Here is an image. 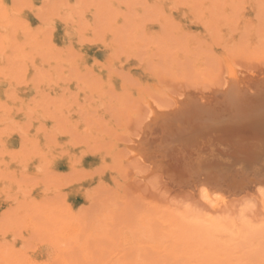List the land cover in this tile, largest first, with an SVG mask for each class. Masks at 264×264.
I'll use <instances>...</instances> for the list:
<instances>
[{
    "label": "rangeland",
    "instance_id": "obj_1",
    "mask_svg": "<svg viewBox=\"0 0 264 264\" xmlns=\"http://www.w3.org/2000/svg\"><path fill=\"white\" fill-rule=\"evenodd\" d=\"M143 1L12 0L18 12L14 10L17 15L14 16L16 20L13 22L12 29L14 32L12 34L17 32L19 28L18 34L22 35L24 39V48L28 45L29 48H32L30 49L31 53L33 52L28 57L26 67L22 66L17 60L13 61L12 69L16 71L14 73L17 74L19 70V75L22 74L18 81L21 83L22 80L24 85L25 80L29 84L26 88V86L18 83L24 87L21 86L24 91L23 94L26 95H24L25 98L24 96L20 98L14 93L16 95L13 96L15 98L14 105H19L18 108L15 107L18 114H25V123L27 119L30 122L33 121L31 123L27 122V127L24 126L25 129L22 128L24 129L20 133L22 138L18 133L11 132L13 135L9 133L11 137L9 136L8 146L13 150H19L24 144L23 141L28 146L30 136H33L35 132L39 133L42 140L48 143V146H46L47 156H44L47 151L37 156H41L43 159L46 158L43 160L42 166L39 165L40 168L38 169L32 164L29 165L26 173H24L25 171L21 173L22 180L25 178L29 182L25 181L28 188L27 184L24 187L21 183L24 182L21 180V176L16 178L19 179V183L17 180L15 181L20 188H18V192L23 190L29 193V195L25 192V194L21 193L23 196L26 197L27 195V198H33L34 201L40 200L41 205L44 207L50 203L49 205H54L53 207L56 208L60 207L59 210L64 211L51 234L48 232V235L44 230L39 235L34 234L28 240L29 245L26 255L19 259L17 264H131V262L137 264L135 263L136 259H134V257L136 258V250L141 251L142 249L146 254H149V257L147 256V259H150L149 264H264V229L252 234L253 237L244 238L242 242L243 238L239 239L237 237L236 240V237L234 238L232 235L218 229L200 227L192 222H189L192 223L189 224L187 222L189 220L184 217L179 209L182 202L179 198L183 200L184 195L189 194V187L184 183L185 178L189 179L188 177L193 171L195 174L197 169L202 170V165L204 167L206 163L215 160L212 156L213 154L216 156V153L208 151L209 153L206 152V155L202 153L200 154L201 157L199 155L196 157L195 154L201 152H195L189 146L192 150L190 151L187 146L188 148L185 149L188 153L186 150L183 151H186L188 157L185 152L179 149V145L174 144L176 149L172 147V142L170 143L171 146L169 145V148L172 147V152L168 148L171 152L169 153L174 157L177 156H175L177 153L180 158H171L169 154L168 157L166 155L168 153L167 148L160 150L161 155H159L160 151L157 150V146L161 149L160 145L164 142L163 136L167 134L158 123L167 114L172 115L176 111L178 112V100L181 101L188 98V96L192 99L193 97H207L203 101L208 103L209 101H206L209 99L208 96L211 97V93H214V98V95L216 96L214 91L217 94L222 90L224 91L223 87H227L233 81L234 76L239 77V79L248 78L246 81L250 85L249 87L252 86L251 88L261 82V84L264 83V54L249 55L250 50L246 47L248 44H244V41L246 43V40L250 38L249 32L251 31L253 32H251L253 40L261 38L262 35L264 36V32H262L264 31V0H215L216 2L210 0L212 3L209 0ZM202 3H204V6ZM213 3L219 5H216V8L213 9ZM193 5L194 7L191 8ZM259 6L260 9L258 10ZM209 10L210 12H208ZM213 10H215L214 13ZM64 17H67V21H64ZM208 17L211 21L208 20ZM222 22H228L226 24H231V26H223L225 24ZM249 22L255 27L249 26V28H246L247 24L244 25L245 23L250 24ZM231 37L236 41L245 38L242 45H245L247 50L243 49L245 47L241 48L243 51L238 52L240 56L235 54L236 49L232 50L223 44L226 38L233 40ZM214 39L217 40L213 42ZM199 44L202 47L198 52V49H200ZM244 51L246 57L249 55L247 59ZM58 54L59 56H57ZM35 55L41 57L44 61L42 64L46 65L40 67L35 65ZM51 59L53 60L51 61ZM67 60H69V63ZM95 61L98 62L95 63ZM58 71L59 73H57ZM111 73L113 74L111 75ZM16 74L14 77L17 79L18 75L16 76ZM40 74H44V76H40ZM57 75L60 76L57 77ZM40 77H42V80ZM84 77L86 81L83 80ZM38 84L39 88H37ZM101 89L102 91H100ZM242 89V91H248L247 86L242 87ZM256 92L257 90L252 89L249 93L256 94ZM34 97L36 101L33 100ZM30 100L38 105L37 109L35 106L33 108L37 113L31 110L28 112L34 105ZM94 101L95 103H93ZM185 101H189V99ZM185 101L184 103H186ZM112 106L115 108L113 109ZM185 106H187V103ZM173 107H176V111ZM15 108L13 107L12 110L17 112ZM20 108L23 111H20ZM92 109L93 111H91ZM155 110L156 112H154ZM32 112L34 113V115H31L33 118H29L28 116ZM27 113L30 114L27 116ZM154 113L161 115V118L158 116L161 119L160 121ZM157 120L158 123L152 124ZM162 126L164 127V125ZM37 129L40 130L36 131ZM50 130L53 134L50 137L51 139L48 138V135L51 134ZM43 131L50 134L47 135ZM161 132L162 134H160ZM25 133L26 135H24ZM88 133H90L91 138L86 136ZM94 136L100 139H92ZM160 138H163V140ZM22 139L24 140L22 141ZM146 141L147 143H145ZM149 143L151 144L149 145L150 150L149 148L144 150L145 144ZM27 146L23 148L26 149ZM52 147H57V149ZM191 155L193 159L202 158V160L192 161ZM182 156L185 159H182ZM186 158L187 160L192 159V163L189 161L188 164ZM78 159H81V161L76 162ZM174 159L177 161L175 162ZM203 159L205 165L200 164ZM157 162L159 164L160 162L165 163L159 166ZM195 162L196 164H193ZM178 163L184 164L183 167ZM191 166L196 167L192 168ZM188 167L196 169L192 171L190 168V173L187 171L190 174L189 176L185 172ZM181 168L185 171L180 170ZM234 168L232 167L231 170V168L221 167L223 169L221 172L220 169H212L211 167L204 169V172L202 170V172L207 173L206 170H208V173L210 171H212L211 173L221 172L224 177H234L232 180L227 179L230 180L229 182L244 180L245 171L240 167ZM214 169L215 171H213ZM233 169L235 173H231ZM47 170L50 175L54 176H50ZM40 171L41 175H38L37 173H40ZM90 171L92 174L90 173L91 176L87 179ZM225 171L231 174H226ZM44 172L46 175H44ZM23 174L31 177L27 178ZM184 174H186L185 177ZM194 174L191 176L194 177ZM92 175L94 176L93 179H91ZM238 175L240 176L238 177ZM40 178H42V181ZM28 179H32V181L36 179V183L33 182L34 185L33 183L31 185ZM45 179L47 183H50L52 189L49 188V191L51 192H46L48 188ZM261 179H264V177ZM7 181L12 183V176L8 177ZM37 181H39V184H37ZM48 197H51V199L48 200L49 203L47 202V204ZM6 198L0 199V215L4 210V216H8L6 215L8 212H5V210L12 203L11 195L7 198L10 201ZM172 218L176 221H173ZM5 220L7 219H4L3 222H6ZM3 222L1 224L6 225L9 221ZM144 225L148 227L152 238L153 245L150 248L143 246L144 244L140 242L137 234L135 242L133 239L134 228L137 227L138 229L139 226ZM196 226H199L201 230L197 229ZM254 237L256 240L253 239ZM53 240L59 242L66 240L65 243L60 244L66 250L58 252L56 248L51 247L50 242ZM66 243L69 245L68 247L64 246ZM133 243L136 244L133 245ZM130 244L132 247L137 245V249L130 251V249L134 250ZM138 246H141V249Z\"/></svg>",
    "mask_w": 264,
    "mask_h": 264
},
{
    "label": "bare ground",
    "instance_id": "obj_2",
    "mask_svg": "<svg viewBox=\"0 0 264 264\" xmlns=\"http://www.w3.org/2000/svg\"><path fill=\"white\" fill-rule=\"evenodd\" d=\"M31 1V0H30ZM139 1V0H138ZM143 1V0H142ZM157 1V0H156ZM177 1V0H176ZM192 1V0H191ZM208 1V0H207ZM210 1V0H209ZM215 1V0H213ZM230 1V0H229ZM246 1V0H245ZM29 2V1H28ZM169 2V1H168ZM174 2V1H173ZM185 2V1H184ZM206 2V1H205ZM211 2V1H210ZM216 2V1H215ZM144 3V1H143ZM156 3V2H155ZM176 3V2H175ZM182 3V2H181ZM193 3V2H192ZM197 3V2H196ZM207 3V2H206ZM212 3V2H211ZM235 3V2H233ZM240 3V2H239ZM242 3V2H241ZM26 4V3H25ZM120 4V3H119ZM157 4V3H156ZM204 3H202L203 5ZM214 8H216V5H219L218 3H213ZM211 4V5H213ZM226 4V2H225ZM230 4V3H229ZM32 5V4H31ZM123 5V4H122ZM209 5V4H208ZM260 5V4H259ZM119 6V5H118ZM173 6V5H172ZM204 6V5H203ZM21 7V6H20ZM29 7V6H28ZM194 7L191 6V8ZM197 7V6H196ZM195 7V8H196ZM200 7V6H199ZM223 7V6H222ZM233 7V6H231ZM240 7V6H239ZM25 8V7H24ZM31 8V7H30ZM120 8V6H119ZM129 8V7H128ZM211 8V7H209ZM194 9V8H193ZM200 9V8H199ZM212 9V8H211ZM260 9V6L258 8V10ZM17 9H15L12 0H0V199L2 198H9L11 195V199H12V203L11 205L5 210V212H8V216H4L5 213H1L0 215V264H17V261L19 259H21L24 255H26V251H27V247H28V240L34 235V234H40L42 231L45 230V232L48 234H51L54 229V226L60 221V217L62 216V212L60 209V207L57 209L56 207H53L52 205H49V201L51 199V197H48L46 203L49 205H45L42 206L41 205V201L40 200H35L32 198H27V195H29V193H27V191H19L18 192V188L19 186L16 184L17 182L15 180H19L16 178H19L21 176V173L24 172L26 173L27 168L29 167V165H35V167L38 169L40 168L39 165L42 164L43 160L46 158H42L37 157L39 154H44L45 152L47 156L48 150L47 147L48 143L42 140V137L39 135V133H34L33 136H30V140H29V144L28 146L25 144V141H23L24 139H22L23 141V145L22 147H20V149L22 150H13L8 146L9 143V133H18L20 135V138H22V135L20 134L22 130L25 129L24 126H26L28 121L25 123L24 122V118H25V114H18V110L15 107H19L14 105L15 103V98L13 97L15 94H17L20 98L26 94H23V86H26V88L28 87L26 83V81L24 80V85H23V81L21 80L18 81L19 77L22 75H19L20 72L18 70L17 74L14 73L16 71H14L12 69L13 66V61L17 60L22 66L24 65H28V57H30V53L32 49L31 47L29 48V46L27 45L24 48V39L22 37V35L18 34L19 32V28L18 31L15 32L16 35L12 34L13 31V26L15 22V18L14 16H16L17 14L15 13V11ZM188 10V9H187ZM196 10V9H195ZM65 11V9H64ZM63 11V12H64ZM128 11V10H127ZM191 11V10H190ZM215 10H213L214 13ZM217 11H219L217 9ZM17 12V11H16ZM62 12V11H61ZM193 12V11H192ZM195 12V11H194ZM210 12V10L208 11ZM230 12V11H229ZM18 13V12H17ZM196 13V12H195ZM225 13V12H224ZM232 13V11H231ZM65 15V12L63 13ZM189 14V13H188ZM212 14V13H210ZM221 14V13H220ZM230 14V13H229ZM233 14V13H232ZM263 14V13H262ZM209 15V14H208ZM224 15V14H223ZM219 16V14H218ZM233 16V15H232ZM260 16V15H259ZM214 17V16H213ZM220 17V16H219ZM14 18V19H13ZM67 18V17H66ZM64 17V21H67ZM74 18V17H73ZM204 18V17H203ZM215 18V17H214ZM222 18V17H221ZM220 18V19H221ZM263 18V16H262ZM66 19V20H65ZM194 19V18H193ZM14 20V21H13ZM53 20V19H52ZM74 20V19H73ZM195 20V19H194ZM207 20V19H206ZM208 20L209 17H208ZM207 20V21H208ZM222 20V19H221ZM224 20V19H223ZM230 20V19H229ZM261 20V19H260ZM18 21V19H17ZM63 21V22H64ZM87 21V20H86ZM206 21V22H207ZM211 21V20H210ZM226 21V20H225ZM20 22V21H19ZM197 22V21H196ZM199 22V21H198ZM209 22V21H208ZM207 22V23H208ZM217 22H219L217 20ZM252 22V21H250ZM249 22V23H250ZM221 23V22H220ZM225 25L223 26H227L228 22H222ZM230 23V22H229ZM257 23V22H256ZM50 24V23H49ZM53 24V23H52ZM51 24V25H52ZM247 24V26H246ZM261 24V23H260ZM209 25V23H208ZM211 25V24H210ZM257 25V24H256ZM50 26V25H49ZM222 26V25H221ZM228 26H231L228 25ZM246 28H249V26H252L251 23H245ZM258 26V25H257ZM67 27V26H66ZM211 27V26H210ZM213 27V26H212ZM253 28L255 26H252ZM208 28V27H207ZM231 28V27H230ZM243 28V26H242ZM251 28V27H250ZM233 29V28H232ZM229 29V30H232ZM241 29V28H240ZM213 30V29H212ZM244 30V29H243ZM248 30V29H247ZM252 30V29H251ZM254 30V29H253ZM225 31V30H224ZM236 31V30H235ZM246 31V30H244ZM242 31V32H244ZM250 31V30H249ZM247 31V32H249ZM231 32V31H229ZM234 32V31H233ZM232 32V33H233ZM252 32V31H251ZM250 33V38L253 40V38L251 37L252 34ZM255 32V31H254ZM264 32V31H262ZM228 33V31H227ZM253 33V32H252ZM261 33V32H259ZM214 34V33H213ZM263 34V33H262ZM261 34V35H262ZM211 35V33H210ZM223 35V34H222ZM225 35V33H224ZM229 35V34H228ZM247 35V34H246ZM245 35V36H246ZM256 35V34H255ZM260 35V34H259ZM257 35V36H259ZM217 36V35H216ZM218 37V36H217ZM243 37V36H241ZM263 37V38H262ZM171 38V37H170ZM214 38V37H213ZM225 38V37H224ZM229 38V37H228ZM233 38V37H231ZM230 38V39H231ZM248 38V37H246ZM248 38L246 40L245 43V38H243L244 40H242V38H240L238 41H236L234 38L233 40H228L227 38L224 40L223 44L226 45V47L231 48L232 50L236 49L237 52L235 54H239L238 52H242L243 49L246 51L248 47L249 48V55H259V54H264V36L262 35L261 38L259 39H254L253 41H250L251 39ZM258 38V37H256ZM95 40V39H94ZM217 40V39H216ZM215 39L212 40L213 42L216 41ZM82 41V40H81ZM80 41V42H81ZM219 41V40H218ZM221 41V40H220ZM244 41V44H248L246 47L245 45H242ZM204 42V41H203ZM24 43V44H23ZM212 43V42H211ZM23 44V46H21ZM52 44V43H51ZM150 44V43H149ZM220 44V43H219ZM218 44V45H219ZM82 45V44H81ZM201 44H199V48L198 52L201 50L200 47ZM217 45V43H216ZM69 46V45H68ZM208 46V45H206ZM56 47V46H55ZM189 47V46H188ZM245 47V48H243ZM68 48V47H67ZM71 48V47H70ZM152 48V47H151ZM241 48H243L241 50ZM223 49V48H222ZM41 50V49H40ZM67 50V49H66ZM72 50V49H71ZM39 51V50H38ZM44 51V50H43ZM197 51V50H196ZM244 51V54H245ZM49 52V51H48ZM212 52V51H211ZM33 53V52H32ZM31 53V54H32ZM42 53V52H41ZM114 53V52H113ZM192 53V52H191ZM228 53V52H227ZM248 53V52H246ZM38 54V53H36ZM49 54V53H48ZM139 54V53H138ZM190 54V53H189ZM244 54H243V58H244ZM120 55V54H119ZM229 55H231L229 53ZM248 55V57H249ZM252 55V56H253ZM59 56V54L57 55ZM112 56V55H111ZM233 56V53H232ZM238 56V55H236ZM240 56V54H239ZM43 57V56H42ZM130 57V56H129ZM162 57V56H161ZM186 57V56H185ZM223 57V56H222ZM242 57V56H241ZM240 57V58H241ZM248 57H246L245 54V58L247 59ZM255 57V56H254ZM262 57V56H261ZM264 57V56H263ZM56 58V57H55ZM54 58V60H55ZM70 58V57H69ZM107 58V57H106ZM110 58V57H109ZM167 58V57H166ZM227 58V57H226ZM244 58V59H245ZM253 58V57H252ZM73 59V58H70ZM81 59V57H80ZM238 59V58H237ZM255 59V58H254ZM252 59V60H254ZM256 59H258V57H256ZM53 59H51L52 61ZM63 60V59H61ZM66 60V59H65ZM76 60V59H75ZM74 60V61H75ZM191 60V59H190ZM228 60V59H227ZM233 60V59H232ZM251 60V58H250ZM16 61V62H17ZM57 61V59L55 60ZM53 61V62H55ZM69 63V60H67ZM113 61V60H112ZM127 61V60H126ZM164 61V60H163ZM249 61V60H248ZM44 61H42V58L38 57V55H35L34 57V64L37 65L38 67H40L41 65H46V64H42ZM98 61H95V63ZM119 62V61H117ZM15 63V62H14ZM18 63V64H19ZM52 63V62H51ZM72 63V62H71ZM100 63V62H99ZM121 63V62H120ZM162 63V62H161ZM193 63V62H192ZM76 64V63H75ZM98 64V63H97ZM178 64V63H177ZM32 65V64H31ZM69 65V64H67ZM74 65V64H73ZM34 66V65H32ZM58 66V64H57ZM101 66V65H100ZM122 66V65H121ZM160 66V65H158ZM15 67V66H14ZM26 67V66H25ZM59 67V66H58ZM110 67V65H109ZM113 67V66H111ZM155 67V66H154ZM231 67V66H230ZM21 68V67H20ZM42 68V67H41ZM56 68V67H55ZM232 68V67H231ZM61 69V67H60ZM78 69V68H77ZM112 69V68H110ZM233 69V68H232ZM89 70V69H88ZM102 70V69H100ZM57 71V70H56ZM48 72V71H47ZM74 72V71H73ZM118 72V71H117ZM123 72V71H122ZM207 72V71H206ZM235 72V71H234ZM22 73V71H21ZM46 73V72H45ZM59 73V71L57 72ZM81 73V72H80ZM121 73V71H120ZM152 73V72H151ZM210 73V72H209ZM230 73V71H229ZM258 73V72H257ZM16 74L17 79L14 77ZM25 74V73H24ZM70 75V73H68ZM88 74V73H87ZM92 74V73H91ZM113 73H111L112 75ZM115 74V73H114ZM117 74V73H116ZM156 74V73H155ZM231 74V73H230ZM237 74V73H236ZM262 74V73H261ZM48 75V74H47ZM74 75V74H73ZM125 75V74H124ZM207 75V74H206ZM257 75V74H256ZM39 76V75H38ZM37 76V77H38ZM40 76H44L40 74ZM55 76V75H54ZM60 75H57V77ZM116 76V75H115ZM114 76V77H115ZM122 76V75H121ZM187 76V75H186ZM238 76V75H237ZM22 77V76H21ZM75 77V75H74ZM83 77V76H82ZM118 77V76H117ZM130 77V76H129ZM232 77V76H231ZM15 78V79H14ZM35 78V77H34ZM42 80V77H40ZM53 78V77H52ZM67 78V77H66ZM76 78V77H75ZM92 78V77H91ZM120 78V76H119ZM257 78V77H256ZM39 79V78H38ZM97 79V78H96ZM94 79V80H96ZM99 79V78H98ZM208 79V78H207ZM246 79L248 78H240L234 76V79H232L233 81L230 82L229 80V84L227 87H223L225 90L222 92H219L217 94L216 91H214L216 93V96L214 95L213 98V94L211 93V97L208 96V98L211 100H206L209 101L204 102V98L203 97H193V99L189 96L188 98H186L187 100L189 99V101H185L186 99H183L181 101H177L178 103V112L176 111V107H173L176 111V113H173L175 111H171L173 114L172 115H166V116H162L163 119L161 120V115L159 116L158 114L154 113L157 115V117L159 118L158 120L160 121V123H158L159 121L157 120L156 122H152V124H156L158 123L159 125H161L160 127H162V130H165L167 133L166 135L164 134L163 138H164V142L163 144L160 145L161 149L157 146V150L160 151L162 150V148H167V156L169 157L170 153L172 152V147H174V144L179 145V149L180 150H186L185 148H188L189 146L194 149V151L196 152H201V153H194L196 157H198L197 155L200 156V154L204 153V155H206L205 153L208 151H211L213 153H216V156H214L213 154V158H215V160L206 163V165L204 164V158L203 162L200 164H204L205 166L203 167V165L201 166V169L203 170V172L205 171L204 169H208V168H218V170L220 169V171L222 172L223 169H221V167L224 168H231L232 167H240V169L244 170L246 175H244L245 179L242 181H238V182H229L227 179H231L234 177H229L228 178L225 176H223L224 174L219 172V173H211L212 171H210V173H208V170H206L207 173H203L202 170H198L195 171V174L193 173V170L196 169H192L195 167H188V169L185 171V169L181 168L180 170H184L187 174V176H189L190 174L187 173V171L190 173V168L193 171L191 175L194 174V177L190 175V177H188L189 179L185 178L186 180H184V183L187 184L188 191L189 194L184 195V199L182 200V198H179L180 201H182L180 203V207L179 209L181 210L182 214L184 215V217L186 219H188L189 222L192 223H196L195 225H199L200 227L204 226L210 229L214 228V229H218L221 232H225L227 234L232 235L234 238L236 237V240L239 238H243V240H241L242 242L244 241V238L246 239V237L248 236H252V234L257 233L259 230L264 229V179H261L262 177H264V83L261 84H254L255 87L251 88L249 87L250 85L248 84V82L246 81ZM32 80V79H31ZM36 80V78H35ZM39 79V81H41ZM77 80V79H76ZM83 80H85V77L83 78ZM82 80V82H83ZM124 80V79H123ZM162 80V79H161ZM44 81V80H43ZM57 81V80H56ZM70 81V80H69ZM72 81V80H71ZM86 81V80H85ZM103 81V80H102ZM209 81V80H208ZM250 82V80H248ZM37 82V80H36ZM42 82V81H41ZM78 82V81H77ZM89 82V81H88ZM101 82V80H100ZM137 82V81H136ZM22 84V88L20 86V84ZM33 83V82H32ZM70 83V82H69ZM138 83V82H137ZM147 83V82H146ZM227 83V82H226ZM26 84V85H25ZM44 84V82H43ZM55 84V83H54ZM53 84V85H54ZM65 84V83H64ZM78 84V83H77ZM87 84V83H86ZM91 84V83H90ZM89 84V85H90ZM109 84V83H108ZM123 84V83H122ZM128 84V83H127ZM34 85V84H33ZM94 85V84H93ZM101 85V83H100ZM110 85V84H109ZM113 85V84H112ZM124 85V84H123ZM122 85V86H123ZM131 85V84H129ZM160 85V84H159ZM158 85V86H159ZM252 85V84H251ZM58 86V85H57ZM86 86V85H85ZM99 86V85H98ZM154 86V85H153ZM223 86V85H222ZM247 86L248 87V91H242V87ZM34 87V86H33ZM134 87V86H133ZM155 87V86H154ZM161 87V86H160ZM39 88V84L38 87ZM79 88V87H78ZM81 88V87H80ZM88 88V87H86ZM92 88V87H91ZM101 88V87H98ZM122 88V87H121ZM125 88V87H124ZM147 88V87H146ZM49 89V88H48ZM85 89V88H84ZM96 89V87H95ZM129 89V88H128ZM134 89V88H133ZM137 89V88H136ZM252 89L257 90L256 94H252L249 93ZM38 90V89H37ZM123 90V89H122ZM125 90V89H124ZM138 90V89H137ZM91 91V90H90ZM94 91V90H93ZM102 91V89L100 90ZM107 91V90H106ZM219 91V90H217ZM89 92V90H88ZM15 93V94H14ZM22 93V94H20ZM84 93V92H83ZM104 94V92H102ZM255 93V92H254ZM37 94V93H36ZM71 94H73L71 92ZM122 94V93H121ZM49 95V93H48ZM75 95V94H74ZM102 95V94H101ZM100 95V96H101ZM129 95V94H128ZM187 95V94H186ZM208 95V94H207ZM16 96V95H15ZM36 97V95H34ZM38 96V95H37ZM46 96V95H45ZM91 96V95H90ZM93 96V95H92ZM107 96V94H106ZM120 96V95H119ZM123 96V95H121ZM120 96V97H121ZM196 96V95H195ZM35 97L33 100H35ZM49 97L51 98V96L49 95ZM77 97V96H76ZM87 97V96H86ZM94 97V96H93ZM102 97V96H101ZM116 98L118 97L117 95L115 96ZM124 97V96H123ZM14 98V99H13ZM25 98V96H24ZM49 98V99H50ZM91 98V97H89ZM213 98V99H212ZM87 99V98H86ZM95 99V98H94ZM101 99V98H100ZM99 99V100H100ZM207 99V97L205 98ZM14 100V101H13ZM17 100V99H16ZM22 100V99H21ZM24 100V99H23ZM31 101V103H36L34 101ZM90 100V99H89ZM29 101V102H30ZM36 101V100H35ZM47 101V100H46ZM62 101V100H61ZM76 101V100H75ZM120 101V100H119ZM132 101V100H131ZM149 101V100H148ZM184 101L187 103V106H185L186 103H184ZM24 102V101H23ZM27 102L28 104H31ZM43 102V101H42ZM63 102V101H62ZM89 102V101H88ZM51 103V102H50ZM74 103V102H73ZM86 103V102H85ZM95 103V101L93 102ZM182 103V104H180ZM45 104V103H43ZM49 104V103H48ZM116 104V103H115ZM119 104V103H118ZM174 104V103H173ZM184 104V106H183ZM67 105V104H66ZM65 105V106H66ZM106 105V104H105ZM181 105V107H180ZM35 106L38 107L37 104H34L33 107H29L31 109L28 110V112L34 111L36 112L35 109H33ZM69 106V105H68ZM76 106V105H74ZM79 106V105H78ZM86 106V105H85ZM89 106V105H88ZM92 106V105H91ZM115 106V105H114ZM124 106V105H123ZM175 106V105H174ZM13 107L16 109L17 112L13 111ZM41 107V106H40ZM90 107V106H89ZM108 107V106H106ZM113 107V106H112ZM121 107V105H120ZM184 107V108H183ZM23 108H25L23 106ZM28 108V107H27ZM77 108V107H76ZM79 108V107H78ZM109 108V107H108ZM115 107H113L114 109ZM14 109V110H15ZM22 108H20V111ZM37 109V108H36ZM68 109V108H66ZM181 109V110H179ZM12 110V111H11ZM96 110V109H95ZM98 110V109H97ZM19 111V112H20ZM84 111V110H83ZM93 111V109L91 110ZM123 111V110H122ZM158 111V110H157ZM81 112V111H80ZM156 112V110L154 111ZM159 112V111H158ZM165 112V111H164ZM163 112V113H164ZM21 113V112H20ZM37 113V112H36ZM68 113V112H67ZM162 113V114H163ZM170 113V112H169ZM30 113H27L26 115L28 116ZM83 114V113H82ZM123 114V113H121ZM165 114V113H164ZM34 113L32 112L28 117L29 118H33ZM60 115V114H59ZM68 115V114H67ZM118 115V114H117ZM156 115H154L156 117ZM26 116V117H27ZM38 116V115H37ZM36 116V117H37ZM93 116V115H92ZM122 116V115H121ZM86 117V115H85ZM100 117V116H99ZM105 117V116H104ZM64 119V118H63ZM154 120V118H152ZM157 119V118H156ZM155 119V120H156ZM36 120V119H35ZM39 120V119H38ZM66 120V119H65ZM33 120H31L32 122ZM54 121V120H53ZM93 121V119H92ZM91 121V123H92ZM101 121V120H100ZM22 126V124H24ZM30 122V123H31ZM35 122V121H34ZM37 122V121H36ZM56 122V121H55ZM61 123V122H60ZM75 123V121H74ZM94 124V123H93ZM151 124V123H150ZM151 124V125H152ZM67 125V124H66ZM88 125V124H87ZM150 125V126H151ZM157 125V126H159ZM164 125V127L162 126ZM32 126V125H31ZM59 126V125H58ZM100 126V125H99ZM102 126V125H101ZM148 126V127H150ZM27 127V126H26ZM41 127V126H40ZM55 127V125H54ZM86 127V126H85ZM91 127V125H90ZM159 127V128H160ZM24 128V129H22ZM45 128V127H44ZM43 128V129H44ZM96 128V127H95ZM151 128V127H150ZM42 129V130H43ZM94 129V128H93ZM161 129V128H160ZM40 129H37L36 131H38ZM45 130V129H44ZM55 130V129H54ZM88 130V128H87ZM161 130V131H162ZM26 131V130H25ZM51 131V130H50ZM65 131V130H64ZM76 131V130H73ZM151 131V129H150ZM23 132V131H22ZM41 132V131H40ZM44 132V131H43ZM84 132V131H83ZM95 132V131H93ZM164 132V131H163ZM11 133V134H12ZM47 134V132H44ZM51 133V134H50ZM48 133L50 134V136L48 135V138L51 137L52 131ZM74 133V132H73ZM150 133V132H149ZM148 133V134H149ZM153 133V132H152ZM29 134V132H28ZM147 134V132H146ZM162 134V132L160 133ZM13 135V134H12ZM26 135V133L24 134ZM45 135V134H44ZM58 135V134H57ZM90 133H88L86 136H89ZM92 135V134H91ZM150 135V134H149ZM159 136V134H157ZM46 136V135H45ZM93 136V135H92ZM161 136V135H160ZM11 137V136H10ZM73 137V136H72ZM144 137V135H143ZM152 137H154V135H152ZM151 137V138H152ZM156 137V136H155ZM25 138V137H24ZM47 138V137H45ZM56 138V137H55ZM95 136L92 138L94 139ZM148 138V139H151ZM163 138H160L163 140ZM51 139V138H50ZM95 139H100L99 137L96 136ZM147 139V140H148ZM157 139H159L157 137ZM28 140V138H27ZM48 140V139H47ZM46 140V141H47ZM54 140V139H53ZM56 140V139H55ZM70 140V139H68ZM72 140V139H71ZM30 141H32V143H30ZM36 143H33V142ZM51 141V140H50ZM149 142L151 140H148ZM245 141V142H244ZM49 142V141H48ZM54 142V141H53ZM152 142V141H151ZM172 142V147L169 148L171 145L170 143ZM26 143H28L26 141ZM52 143V142H51ZM69 143V142H68ZM141 143V142H140ZM147 143V141L145 142ZM153 143V142H152ZM158 143V142H157ZM83 144V143H82ZM143 144V143H142ZM52 145V144H51ZM55 145V144H54ZM150 143L149 144H145V148L144 150H147L149 148L150 150ZM170 145V146H169ZM26 147L23 148V147ZM53 146V145H52ZM60 146V145H59ZM188 146V147H187ZM64 147V146H63ZM74 147V146H73ZM76 147V146H75ZM155 147V146H154ZM177 147V150H178ZM189 147V150L191 149ZM54 148V147H52ZM60 148V147H59ZM168 148L171 150V152L168 150ZM175 148V147H174ZM54 149H57V147H55ZM62 149V147H61ZM176 149V148H175ZM198 149V150H197ZM50 150V149H49ZM63 150V149H62ZM178 150V152L180 151ZM88 151V150H87ZM152 151V150H151ZM165 151V150H163ZM175 151V150H174ZM187 151V150H186ZM186 151H183L186 153ZM192 151V150H190ZM63 152V151H62ZM149 152V151H148ZM170 152V153H169ZM60 153V152H59ZM69 153V152H68ZM150 153V152H149ZM159 153V152H158ZM157 153V154H158ZM180 153V152H179ZM185 153H183V155L185 156ZM188 153V151H187ZM186 153V156H188V154ZM193 153V152H192ZM209 153V152H208ZM52 154V153H51ZM63 154V153H62ZM67 154V153H66ZM153 154V152H152ZM165 154V152H164ZM169 154V155H168ZM173 154V153H172ZM193 154V155H194ZM211 154V153H210ZM83 155V154H81ZM155 155V154H154ZM161 155V151L160 154ZM158 155V156H159ZM165 155V156H166ZM177 155V156H176ZM166 156V157H167ZM171 156V155H170ZM175 156L177 158H180L179 154H175ZM179 156V157H178ZM185 156V157H186ZM54 157V156H53ZM75 157V156H74ZM81 157V156H80ZM156 157V155H155ZM165 157V158H166ZM174 155L171 156V158H175ZM189 157V156H188ZM192 157V155L190 156V158ZM195 157V158H196ZM201 157V156H200ZM210 157V156H209ZM217 157V159H216ZM160 158V157H159ZM162 158V157H161ZM160 158V159H161ZM164 158V155H163ZM182 159L184 158L183 156L181 157ZM186 160L192 163V161H198L196 159H193L192 157V161L190 160ZM75 159V158H74ZM157 159V158H156ZM155 159V160H156ZM168 159V158H167ZM174 159V161H175ZM179 159V160H182ZM185 159V158H184ZM159 160V159H157ZM199 160H202V158H200ZM207 160V159H206ZM75 161V160H74ZM81 159L76 162H80ZM173 161V160H172ZM173 161V162H174ZM177 161V160H176ZM175 161V162H176ZM185 161V160H184ZM208 161V160H207ZM45 162V161H44ZM166 162V161H165ZM163 162V163H165ZM181 162V161H180ZM51 163V162H50ZM158 163V162H157ZM160 162V164H163ZM184 163V162H183ZM199 163V162H198ZM45 164V163H44ZM43 164V165H44ZM75 164V162H74ZM74 164H72L74 166ZM159 164V163H158ZM159 164V166H160ZM193 164H196L193 163ZM46 165V164H45ZM164 165V164H163ZM167 165V162H166ZM178 165L182 166L184 164H180L178 163ZM42 166V165H41ZM169 166V165H168ZM190 166V165H188ZM200 166V165H199ZM185 167V166H184ZM198 167V166H197ZM207 167V168H206ZM47 168V167H46ZM162 168H164V166H162ZM180 168V167H179ZM199 168V167H198ZM234 168V169H236ZM36 169V170H38ZM215 169L213 171H215ZM233 169V172L231 170V173H235ZM43 170V169H42ZM77 170V169H76ZM75 170V171H76ZM211 170V169H210ZM44 171V170H43ZM42 171V172H43ZM48 171V170H47ZM38 172V171H37ZM52 172V171H51ZM88 172V171H87ZM182 172V173H185ZM240 172V170H239ZM49 173V171H48ZM91 171L89 172V175L87 177V179L91 176L90 175ZM221 173V174H220ZM225 173L227 174L228 172L225 171ZM228 173V174H231ZM238 173V171H237ZM38 175H41V171L40 173H37ZM53 174V173H52ZM56 174V173H54ZM92 174V173H91ZM184 174V177L185 175ZM223 174V175H222ZM25 174H23L24 176ZM44 175L45 172H44ZM50 175V173H49ZM182 175V174H181ZM242 175V173H241ZM12 176V183L8 180V177ZM27 178L31 177L28 175ZM52 176V175H50ZM54 176V175H53ZM52 176V177H53ZM93 176V175H92ZM179 177H181L180 175H178ZM236 176V175H235ZM240 175H238L239 177ZM33 177V176H32ZM57 178V176H55ZM183 177V175H182ZM236 177V178H238ZM14 178V179H13ZM22 180V176L20 177ZM24 178V177H23ZM37 178V177H36ZM45 178V177H44ZM85 178V177H84ZM94 176L91 178L93 179ZM243 179V175L241 177ZM48 179V178H47ZM55 179V178H54ZM53 179V180H54ZM99 179V178H98ZM182 179V178H181ZM239 179V178H238ZM14 180V181H13ZM32 185L34 181H32V179H28ZM40 180L42 181V178H40ZM58 180V179H57ZM83 180V179H82ZM234 180V179H233ZM236 180V179H235ZM234 180V181H235ZM22 181H26L25 178ZM32 181V182H31ZM44 181V180H43ZM46 181V186H47V191H49V188L52 189L50 187V183H47ZM77 181V180H76ZM21 182L23 184V186L29 182ZM39 181H37V184ZM52 182V180H51ZM19 183V181H18ZM36 183V182H35ZM54 183V182H52ZM183 183V180H182ZM48 184V185H47ZM34 185V183H33ZM36 185V184H35ZM43 185V184H42ZM30 186V185H29ZM37 187H39L38 185H36ZM45 186V188H46ZM100 186V185H99ZM184 186V185H183ZM25 187V186H24ZM27 188H28V184H27ZM20 189V188H19ZM23 189V187H22ZM32 190V187L30 188ZM26 190V189H25ZM29 190V189H28ZM91 190V189H90ZM96 190V188H95ZM53 191V190H52ZM27 193L26 197L23 196V194L21 193ZM33 192V191H32ZM45 192V193H46ZM51 192V191H49ZM91 192V191H90ZM24 193V194H25ZM31 194V192H30ZM32 195V194H31ZM49 195V194H48ZM15 196V197H14ZM30 197V196H28ZM8 201H10L9 199H7ZM179 201V200H178ZM44 202V200H43ZM45 203V202H44ZM45 203V204H46ZM179 203V202H177ZM177 206V205H176ZM178 207V206H177ZM178 209V210H179ZM176 217V216H174ZM10 218V219H9ZM182 218V217H180ZM4 219L6 222L9 221L6 225L1 224ZM173 219V218H172ZM184 219V218H182ZM173 221H176V219ZM3 222V223H6ZM187 223V224H188ZM189 223V224H192ZM185 225V224H184ZM194 225V224H193ZM197 227V229L199 228L201 230L200 227ZM187 227V226H186ZM190 227V226H189ZM195 227V226H194ZM58 228V227H57ZM196 229V228H194ZM196 229V230H197ZM203 229V228H202ZM217 230V231H218ZM55 231V230H54ZM58 231V230H57ZM194 231V230H193ZM205 231V230H202ZM210 232V231H209ZM45 233V234H46ZM134 242H135V236L137 234V236L139 237V240L142 244H144L143 246H146V248H150V246H152V238L150 235V231L148 230V227L146 225L144 226H139L138 229L137 227L134 228ZM198 233V232H197ZM218 233V232H217ZM46 234V235H47ZM48 234V235H49ZM47 235V236H48ZM205 235V234H204ZM52 236V235H51ZM228 236V235H226ZM230 237V236H229ZM238 237V238H237ZM253 237V236H252ZM252 237H250V239H252ZM28 238V239H27ZM129 238V237H127ZM220 238V237H219ZM249 238V237H248ZM57 239V238H56ZM249 239V240H250ZM253 239L256 240V238L254 237ZM258 239V238H257ZM51 241V240H49ZM48 241V242H49ZM235 241V240H234ZM246 241V240H245ZM254 241V240H252ZM47 242V243H48ZM66 240H61L60 242L57 240H53L52 242H50V246L54 247L58 250V252H64L66 249H63L62 246H60V244L65 243ZM136 244V243H135ZM133 243V245H135ZM64 246H69L67 243ZM126 246V245H125ZM131 246V244H130ZM137 247V245H136ZM136 247H132L133 249H130L128 246L127 248L130 249V251H135L137 248ZM141 247V246H140ZM139 246L138 248L141 249ZM70 248V247H69ZM68 248V249H69ZM126 248V247H125ZM144 248V247H143ZM146 250V249H145ZM149 250V249H148ZM147 250V251H148ZM128 250V252H130ZM136 258L134 257L135 263L137 264H149L150 259H147V256L149 257V254H146V252L142 249L141 251L136 250ZM133 254V253H132ZM130 255V254H129ZM133 256V255H132ZM133 262H131L132 264Z\"/></svg>",
    "mask_w": 264,
    "mask_h": 264
}]
</instances>
